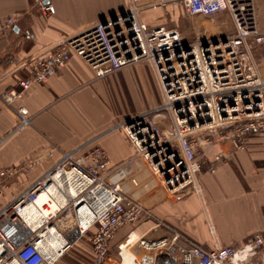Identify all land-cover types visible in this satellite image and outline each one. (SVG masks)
I'll return each instance as SVG.
<instances>
[{"label":"built area","instance_id":"built-area-1","mask_svg":"<svg viewBox=\"0 0 264 264\" xmlns=\"http://www.w3.org/2000/svg\"><path fill=\"white\" fill-rule=\"evenodd\" d=\"M128 1L124 15L108 18L105 23L94 22L27 57L19 65L27 75L18 79L16 87L2 91L0 98L7 105L21 99L34 83L46 82L72 54L86 62L97 76L146 62L154 72L161 102L151 111L134 116L130 124L125 122L123 129L136 156L148 163L156 177H162L168 191H183L191 183L199 192L197 178L203 166L204 148L218 149L207 167L213 172L224 157L222 145H228L230 154L243 149L248 136L264 133V75L254 56V49L264 44V29L257 21L255 1L193 0L206 14L226 12L233 32L214 38L199 35L191 41H186L177 28L142 21V0ZM36 4L43 14L54 13L50 0H36ZM15 20L9 16L0 22V32L10 28ZM17 113L16 129L30 123L24 107H19ZM149 115L170 121L161 131L167 138L164 141L158 128L143 122L142 118ZM173 145L177 151L171 148ZM55 154L57 158L46 171L0 208V264H58L64 252L86 233L90 237L92 264H103L120 228L137 223L143 216L151 220L142 203L123 189L121 183L127 177L133 185L137 184L129 176L127 165L111 166L102 147L79 146L65 151L52 145L47 155ZM39 157L33 155L19 167L1 170L0 192L4 179L20 171L28 172ZM165 158L167 161L155 167V162ZM172 169L176 171L165 175V170ZM41 194L46 199L38 205ZM30 206L50 213L32 226L21 215ZM86 215H91V219L82 228L80 222ZM154 225L164 224L156 221ZM179 240L185 245L180 264H252L254 248L261 249L264 264V238L259 233L250 235L242 246L217 245L212 249L177 232L171 237L136 241L146 249L165 248L175 254Z\"/></svg>","mask_w":264,"mask_h":264},{"label":"crops","instance_id":"crops-1","mask_svg":"<svg viewBox=\"0 0 264 264\" xmlns=\"http://www.w3.org/2000/svg\"><path fill=\"white\" fill-rule=\"evenodd\" d=\"M254 1L258 24L264 29V0ZM128 2L50 0L54 13L43 14L36 0H0V22L9 16L16 18L10 28L0 32V93L16 87L18 79L27 75L26 69L19 66L27 57L94 22L126 11ZM139 5L142 21L152 26H174L186 41L199 35L214 38L233 32L226 12L206 14L193 0H142ZM254 56L264 75V44L254 49ZM160 102L155 75L148 63L139 62L113 74L97 76L75 54L46 82L34 83L11 105L0 98V171L19 167L31 156L40 155L28 172L20 171L3 180L0 208L53 163L57 154L47 155L52 145L65 151L98 145L111 166L127 165L129 176L137 184L127 177L121 183L123 189L151 215V220L143 216L117 231L103 264H180L183 241L177 242L175 254L165 248L146 249L136 241L171 237L173 232L206 249L242 246L253 233L264 238V133L248 136L245 147L230 154L228 145H222L224 157L213 172L207 167L218 149L204 148L197 178L199 192L191 187L172 193L136 156L123 129L127 119L151 111ZM19 107L27 110L30 123L16 129ZM158 118L165 119L161 130L166 129L170 121ZM156 221L164 225L154 227ZM129 237L135 240L126 243ZM123 241L124 252L119 248ZM92 260L86 233L64 252L58 264H92ZM251 263L263 264L261 249H253Z\"/></svg>","mask_w":264,"mask_h":264},{"label":"bare ground","instance_id":"bare-ground-1","mask_svg":"<svg viewBox=\"0 0 264 264\" xmlns=\"http://www.w3.org/2000/svg\"><path fill=\"white\" fill-rule=\"evenodd\" d=\"M140 125V124H139ZM137 128V126L135 127V129ZM170 157V156H169ZM167 157V158H169ZM167 158H165V160L161 159L158 163L155 162V167L158 166L162 161H167ZM161 165V164H160ZM174 171H176V169H172L171 171L169 172H166V170L164 171L165 175H168V174H172L174 173ZM46 199V196L45 194H41L38 199H37V204L40 205L43 201H45ZM50 213V211L46 210V211H42L40 212L35 206H30L28 208H24L22 211H21V215L22 217L27 220L32 226H35L36 224H38L41 219L48 215ZM83 219L81 220L80 222V227L84 228L87 226L89 220L91 219V215H86L84 217H82ZM51 231L53 232L54 229L51 228ZM135 237H129L127 240H126V243H129V242H132V239H134ZM54 240H57L56 239V236L54 237ZM58 242H60L61 244V240ZM124 241L123 243L119 246L120 250L124 252Z\"/></svg>","mask_w":264,"mask_h":264},{"label":"rangeland","instance_id":"rangeland-1","mask_svg":"<svg viewBox=\"0 0 264 264\" xmlns=\"http://www.w3.org/2000/svg\"><path fill=\"white\" fill-rule=\"evenodd\" d=\"M165 26L166 27H169V28H175L174 26L172 27V26H169V25H167V24H165ZM178 29V28H177ZM179 30V29H178ZM181 33V32H180ZM142 120H143V122H145V123H149V124H153L154 125V128H158V130H159V137H160V139H161V141H164L165 139H167L166 138V136H164L163 134H162V130H161V128L163 127V123H161V122H164V120L165 119H163V118H158V116H154V115H149V116H146L145 118L143 117L142 118ZM171 148L173 149V150H175V151H177V146L176 145H173V146H171ZM157 159V158H156ZM157 160H159V159H157ZM162 164H165V162L164 163H162ZM145 165H146V167L148 166V163L146 162L145 163ZM164 165H162V167H163ZM155 177H156V174H155ZM156 179L158 180V182L162 185V187H164L165 185L162 183V177L161 178H158V177H156ZM191 187V183L189 184V186H187V187H185V189H188V188H190ZM166 190H168L166 187H164ZM184 189V190H185ZM177 193V192H176Z\"/></svg>","mask_w":264,"mask_h":264},{"label":"water","instance_id":"water-1","mask_svg":"<svg viewBox=\"0 0 264 264\" xmlns=\"http://www.w3.org/2000/svg\"><path fill=\"white\" fill-rule=\"evenodd\" d=\"M124 12H125V11L121 12L120 14H121V15H124ZM115 18H116V15H112V16H111V19H115ZM100 22H101V23H105V22H106V19H101ZM131 121H132L131 119H127V120H126V123H127V124H130Z\"/></svg>","mask_w":264,"mask_h":264}]
</instances>
